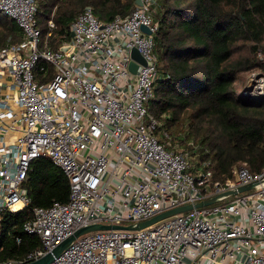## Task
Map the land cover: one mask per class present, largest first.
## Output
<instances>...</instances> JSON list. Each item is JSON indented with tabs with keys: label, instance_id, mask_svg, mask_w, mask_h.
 <instances>
[{
	"label": "built area",
	"instance_id": "2783aa9c",
	"mask_svg": "<svg viewBox=\"0 0 264 264\" xmlns=\"http://www.w3.org/2000/svg\"><path fill=\"white\" fill-rule=\"evenodd\" d=\"M158 3L142 0L111 20L86 6L71 24V38L54 48V20L44 37L36 0H0V12L23 34L0 49V215L29 207L24 230L42 243L26 260L0 264L39 258L83 226L137 225L252 182L250 190L144 228L85 232L49 264H264V169L240 164L231 176L214 179L211 161L200 157L209 148L196 139L183 147L149 109L159 77ZM134 47L145 64L132 57ZM257 54L263 66L238 92L261 102L264 52ZM40 61L46 64L39 77ZM38 157L51 159L68 177L66 202L31 206L24 182Z\"/></svg>",
	"mask_w": 264,
	"mask_h": 264
},
{
	"label": "trees",
	"instance_id": "16d2710c",
	"mask_svg": "<svg viewBox=\"0 0 264 264\" xmlns=\"http://www.w3.org/2000/svg\"><path fill=\"white\" fill-rule=\"evenodd\" d=\"M37 21L55 48L71 38V24L86 7L104 20L127 15L136 0H36ZM155 33L159 77L150 111L168 127L189 120L191 130L209 148L200 157L213 165L214 179H225L235 166L252 172L264 169V100L251 101L237 90L241 72L263 66L264 0H159ZM0 49L9 38L21 41L17 22L0 12ZM24 186L31 206L66 202L70 182L47 157L31 163ZM28 208L0 215V260H26L42 246L40 238L24 230ZM20 241H17V238Z\"/></svg>",
	"mask_w": 264,
	"mask_h": 264
},
{
	"label": "water",
	"instance_id": "95a60500",
	"mask_svg": "<svg viewBox=\"0 0 264 264\" xmlns=\"http://www.w3.org/2000/svg\"><path fill=\"white\" fill-rule=\"evenodd\" d=\"M136 3L141 4L142 0H136ZM142 28L146 32L151 33V30L148 26L142 25ZM72 35H73V33H72ZM131 53H132V57L135 60L142 62L144 64L146 63L145 58L142 56L141 52L139 51V49L137 47H134L132 49ZM137 68H138V63H136L135 61H132L130 64V69L133 72H136ZM254 186H255V182H252L249 184L242 185V186L238 187V189H231V190L225 191L223 193H220V194L215 195L213 197L201 200V201L196 202V203H189V204H185V205L176 206L174 208H171V209H168V210L163 211L161 213H158L155 216H153L147 220L141 221L137 225L95 223V224H90L88 226H83V227L75 230L71 235H69L68 237L63 239L52 250H50L49 252H47L43 256L36 258L34 260H31V261L21 263V264H49L50 262H52L54 260L55 257L59 256L65 249H67L78 236H80L81 234H83L85 232H89L92 230H100V229L144 228V227L149 226V225H151V224H153V223H155L161 219H164L168 216L174 215V214L179 213V212L190 210L194 207H202L205 205L213 204V203L217 202L221 196L230 195V194H237L238 192H244V191H247V190L254 188Z\"/></svg>",
	"mask_w": 264,
	"mask_h": 264
},
{
	"label": "rangeland",
	"instance_id": "374dc122",
	"mask_svg": "<svg viewBox=\"0 0 264 264\" xmlns=\"http://www.w3.org/2000/svg\"><path fill=\"white\" fill-rule=\"evenodd\" d=\"M0 30H1V26H0ZM46 64L44 61H40L39 62V66L37 68V70L35 71V73L40 77L41 76V72H40V67L41 65ZM255 69V68H254ZM253 71V69L251 70H247V71H243L239 74L237 82H236V86H237V90L240 91V88H243L247 82L248 79L250 77L251 72ZM241 92V91H240ZM179 124H176L174 126L171 127L172 131H173V135L178 139L181 138V143L183 144L182 146H185V142L189 139H196L198 141H200V139L196 138V136L194 135L193 131L191 130V125L189 123V120L185 119V121L183 123H180V126H178ZM235 195H232L231 198H233Z\"/></svg>",
	"mask_w": 264,
	"mask_h": 264
},
{
	"label": "crops",
	"instance_id": "0c3cea01",
	"mask_svg": "<svg viewBox=\"0 0 264 264\" xmlns=\"http://www.w3.org/2000/svg\"><path fill=\"white\" fill-rule=\"evenodd\" d=\"M22 31V30H21Z\"/></svg>",
	"mask_w": 264,
	"mask_h": 264
}]
</instances>
